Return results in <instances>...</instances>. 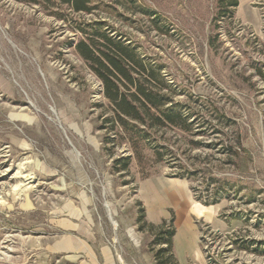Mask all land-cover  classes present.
Returning a JSON list of instances; mask_svg holds the SVG:
<instances>
[{
    "label": "rangeland",
    "instance_id": "1",
    "mask_svg": "<svg viewBox=\"0 0 264 264\" xmlns=\"http://www.w3.org/2000/svg\"><path fill=\"white\" fill-rule=\"evenodd\" d=\"M87 1L0 0V264H264V0ZM92 33L191 128L118 117Z\"/></svg>",
    "mask_w": 264,
    "mask_h": 264
},
{
    "label": "trees",
    "instance_id": "2",
    "mask_svg": "<svg viewBox=\"0 0 264 264\" xmlns=\"http://www.w3.org/2000/svg\"><path fill=\"white\" fill-rule=\"evenodd\" d=\"M27 2H37V0H23ZM75 11H89L87 0H59ZM237 0H233L230 5L236 6ZM98 42H94L92 37H87L89 42H80L77 45L80 55L90 62L97 76L102 80L105 87V95L114 106V111L118 117L142 121L141 115H147L152 120L149 126H160L164 124L177 125L179 118L184 123V128H191L193 119L189 115H182L174 110L172 105H167L166 101L156 100V77L146 67L142 59L136 58L131 49L119 38L108 34L92 33ZM95 43L101 45L102 49ZM128 86L133 88L132 92H126ZM129 93V94H128ZM180 125V124H179ZM128 159L123 163V168H127ZM173 230L168 231V237L163 239L170 249L171 236ZM165 250L162 248L160 251ZM158 258V257H157ZM168 258V259H167ZM158 260V264H178L172 253L164 260ZM168 260V262H166Z\"/></svg>",
    "mask_w": 264,
    "mask_h": 264
}]
</instances>
